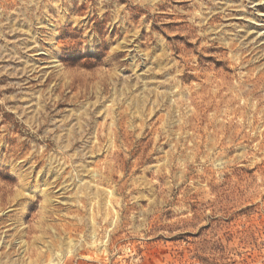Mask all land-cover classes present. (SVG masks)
<instances>
[{"label": "rangeland", "instance_id": "rangeland-1", "mask_svg": "<svg viewBox=\"0 0 264 264\" xmlns=\"http://www.w3.org/2000/svg\"><path fill=\"white\" fill-rule=\"evenodd\" d=\"M0 264H264V0H0Z\"/></svg>", "mask_w": 264, "mask_h": 264}]
</instances>
